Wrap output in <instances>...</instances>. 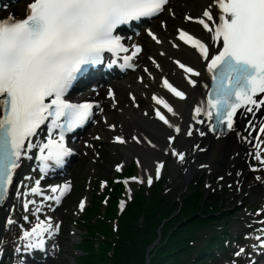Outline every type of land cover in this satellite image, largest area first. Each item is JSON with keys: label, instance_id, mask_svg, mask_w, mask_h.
I'll list each match as a JSON object with an SVG mask.
<instances>
[{"label": "snow or ice", "instance_id": "1", "mask_svg": "<svg viewBox=\"0 0 264 264\" xmlns=\"http://www.w3.org/2000/svg\"><path fill=\"white\" fill-rule=\"evenodd\" d=\"M168 3L169 0H28L22 16L0 18V200L7 194L26 151L39 148L42 171L49 166V161L62 164L64 156L69 154L64 145L65 131L82 126L94 107L91 103H72L65 99L73 81L86 66L104 63V53L118 56L128 52L117 30L142 18L157 17ZM185 19L200 26V34L197 37L189 30L178 29L177 39L190 45L207 61L212 80L207 99L194 109L193 119L203 114L207 121L214 122L210 125L212 130L221 125L233 130L238 110L254 113L264 107V0H209L199 17ZM147 35L157 44L161 43L151 30ZM132 47L134 52L123 57L121 67H133L129 61L142 51L139 45ZM115 62L112 60L109 67ZM176 64L190 74L188 83L195 87L197 82L191 77L201 73L179 60ZM163 87L185 99V93L168 79H164ZM109 96L114 99L111 90ZM153 99L173 112L165 100L155 96ZM157 116L169 124L159 110ZM44 125L48 130L47 141L34 144L32 138ZM57 129L58 138H53ZM259 131L264 134V127ZM187 134L191 136L192 132ZM116 139L119 143L125 142L119 136ZM173 154L184 160L183 153ZM255 158L264 165L261 153H255ZM36 183L37 187L31 190L33 194H39V181ZM148 183H152L151 177ZM68 188L65 184L51 189L53 193L59 192L55 197L57 203ZM83 207L82 201L81 210ZM260 223L264 224V220ZM51 229L48 220L25 231L22 237L26 241L25 250L43 251V237ZM16 251L20 252V248ZM243 252L241 248L236 255Z\"/></svg>", "mask_w": 264, "mask_h": 264}, {"label": "rangeland", "instance_id": "2", "mask_svg": "<svg viewBox=\"0 0 264 264\" xmlns=\"http://www.w3.org/2000/svg\"><path fill=\"white\" fill-rule=\"evenodd\" d=\"M20 1L3 0L0 3V14L9 15L11 8H16ZM162 15L161 13L157 19H153L150 23L158 21ZM146 52V50L142 51L140 55H146ZM135 75L136 70L126 73V76L132 79L135 78ZM76 98L79 99L77 96ZM81 98L88 97L81 96ZM142 106L145 107L143 104ZM105 111L109 116H112L110 124H101L97 119L96 115H102ZM149 114L155 116L150 112ZM93 117L86 131L77 138L78 140L70 143V147L76 154L68 168L62 171L55 170L50 177H43L38 171L31 172L29 175L20 171L18 174V178L13 183L12 192L8 195V201L4 207L6 210L2 211L0 251L4 259L0 264H19V260H22L24 255L16 254L14 249L22 248L21 244L17 243L21 241L23 233L30 231L40 221L47 222L48 220L55 222L51 231L55 232L54 243H51V248H49V251H56L57 258L53 264H84L79 248L83 245L87 247L81 236L90 235L89 230L92 228V225H89L90 221H96L102 217L103 220L98 224L102 222L105 224L103 227L95 224V228L92 230L94 238H101L95 239L96 244L102 243V239L109 241L115 238V231L119 227L118 214L126 208L129 197L133 196L140 187L149 191L153 186H159L161 194L164 191L168 196L167 202L170 201L171 205L175 201L181 204L186 193L196 192V190L201 191L205 198L210 193L217 196L218 205L221 207L220 216L223 217V220L226 218L227 224L223 221V225L235 237L229 244L226 243L224 254L216 252L217 249H215L216 257L212 256L205 264H239V259L243 256L247 257L243 264H252L254 247L264 241V238L261 242L257 240L261 232L260 228H263L260 221L264 220V182L260 183L264 179V172L257 176L254 175L255 157L249 160L248 156H244L239 165H232L233 167L228 165L230 170L226 173L227 175H220L218 172L210 175L208 170H200L188 180L184 172L186 168L182 165H174L173 150H168L164 157L165 160L163 159L162 174L152 175V183L149 184L148 178L139 167L138 159L135 156L126 158L116 143L113 124L120 127L118 110L104 106V108L98 109ZM122 135L131 138L129 132ZM41 136L43 134H40L38 140ZM169 142L171 146L178 147L180 150L184 147L181 145L182 137L180 135L169 139ZM83 146L87 151L81 150ZM118 166H120L119 171L117 170ZM30 176H34L31 181L27 179ZM37 181L44 188H49L56 181V185L67 181L71 184L72 190L61 204L56 203L54 195H52L54 199L52 198L48 202V199L43 196L33 195L31 190L37 187ZM119 186L121 189L117 194L115 191ZM20 193H26L29 202H34L30 204L28 210L22 208ZM114 193L116 194L115 215L107 216L108 209L113 206L111 195ZM82 201L84 203L83 210L80 208ZM41 204L43 207H40ZM175 205L177 204L175 203ZM37 209L40 211L37 212ZM176 212L178 210H175L174 213ZM199 235L198 233V237L195 238L197 242L200 241ZM241 248L244 249V252L237 256L236 253Z\"/></svg>", "mask_w": 264, "mask_h": 264}, {"label": "bare ground", "instance_id": "3", "mask_svg": "<svg viewBox=\"0 0 264 264\" xmlns=\"http://www.w3.org/2000/svg\"><path fill=\"white\" fill-rule=\"evenodd\" d=\"M27 3L28 0H21L16 5V8H11V13L8 16H22ZM208 3L209 0H169L162 13L163 15L158 21L152 24H145L144 29H141L139 33H134L133 35L130 33L129 37H127L132 50H134L133 45H139L141 49L147 51L146 55H139L135 59V64L137 65L135 78L132 79L126 76L128 70H126L124 76L123 72L115 70L117 75L109 74L107 79L105 78L106 80L103 79L102 82L95 84L97 89H92L86 93V95H91L94 100L100 102L98 109L105 106V108H116L118 110L120 127L118 128L113 124L115 138L119 136L125 142L119 143L116 139V143L122 149L126 158L135 156L138 159L141 170H143L147 178L152 175L157 176V168H159V174H162L161 165L163 166V159L165 160L164 157H166L168 150L184 154L183 161H180L177 155H173L175 157L174 165H182L186 168L185 176L188 180L195 175V172L200 170H208L210 175L217 172L220 175H225L230 170L229 166L239 165L240 160L244 156H248L250 160V158L255 157L257 152L261 153V159H264V134L259 131L260 127H264V107L254 113H248L242 109L241 114L237 118L238 122L235 129L229 131L227 135L211 134L210 123L203 114L193 119L195 115L194 109L197 106H201V101L206 91L204 85L208 84L209 80V73L206 67L207 61L203 60L199 53L190 45L179 41L177 35L178 29H184L189 30L190 34L199 36L200 26L188 21L185 17H199ZM8 16L0 14V18ZM148 30H151L160 39L161 43L157 44L153 41L147 35ZM174 44H178L179 47H174ZM215 51L214 46L213 52ZM177 60L201 73L198 77H191L197 82L195 87L188 83L190 74L184 73L178 67L176 64ZM164 79H168L174 87L183 91L185 99H180L164 88ZM109 90L113 93L114 99L109 96ZM154 96L165 100L172 107L175 114L168 112L163 105L157 104L156 100L153 99ZM257 98L259 99V97ZM158 110L169 121V124L172 125L171 127L159 119L157 116ZM149 112L156 117L150 115ZM96 116H98L97 119L101 124H110L112 116H109L108 112L106 113L105 111L104 114ZM197 120H204V123H197ZM176 128H179L180 131L177 132ZM189 131L192 132L191 136L187 134ZM127 132L131 134V138H126L122 135ZM177 135L182 137L181 145L184 146L182 150L171 146L169 142V139L175 138ZM33 150L34 148L26 151L18 172L21 171L29 175L31 172L38 171V163L33 158L35 153ZM81 150H85V146L81 147ZM28 157L31 158L29 159ZM255 160L256 166L253 167V172L257 176L264 172V165H261L256 158ZM201 165L205 166L202 167ZM33 177L30 176L27 179L31 181ZM261 182H264V179ZM56 183L57 181L53 182L49 188H44L39 184V194L33 195L45 198L53 197L52 195L55 196L56 193H53L51 189L58 186ZM50 200L52 199H48V202ZM54 200L56 201V199ZM40 207H43V204ZM4 210L6 209L2 208L0 211V224L3 221L2 211ZM50 221L52 225L55 223L52 220ZM261 225L264 228V224ZM220 228L223 229L225 227L221 226ZM226 232L231 233L228 229ZM253 250L254 259L252 264H264V250H261L258 246H255ZM28 251L30 252L31 250ZM55 254L56 251L39 253L38 257L44 260V264L51 262L53 264L57 258ZM246 258V256L241 257L239 264H243ZM3 259V256H1L0 263Z\"/></svg>", "mask_w": 264, "mask_h": 264}, {"label": "trees", "instance_id": "4", "mask_svg": "<svg viewBox=\"0 0 264 264\" xmlns=\"http://www.w3.org/2000/svg\"><path fill=\"white\" fill-rule=\"evenodd\" d=\"M120 189L117 187L115 193ZM115 193L111 195L113 206L108 209L107 216L115 215ZM167 197L164 191L161 194L159 186L149 191L137 189L129 197L126 208L118 214L119 227L115 238L109 241L102 239V243H95L92 232L95 224L102 227L105 224H98L102 217L90 221V235L81 236L87 247L79 248L84 264H147V251L159 237V243L149 252L150 264H205L212 256L216 257L215 249L218 253L225 251V243L234 237L226 228H220L226 218L223 220L220 216L217 196L210 193L205 198L196 190L186 193L181 204L175 201L173 205L167 202ZM198 233L200 241L197 242Z\"/></svg>", "mask_w": 264, "mask_h": 264}, {"label": "water", "instance_id": "5", "mask_svg": "<svg viewBox=\"0 0 264 264\" xmlns=\"http://www.w3.org/2000/svg\"><path fill=\"white\" fill-rule=\"evenodd\" d=\"M159 240H160L159 238L155 240L154 243L149 247L147 254H146L147 264H150L149 252L154 249V246L158 244Z\"/></svg>", "mask_w": 264, "mask_h": 264}]
</instances>
